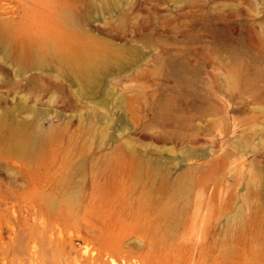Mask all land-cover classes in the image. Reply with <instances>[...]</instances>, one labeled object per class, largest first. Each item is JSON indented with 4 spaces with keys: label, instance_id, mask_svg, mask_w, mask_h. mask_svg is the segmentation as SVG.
Listing matches in <instances>:
<instances>
[{
    "label": "rangeland",
    "instance_id": "374dc122",
    "mask_svg": "<svg viewBox=\"0 0 264 264\" xmlns=\"http://www.w3.org/2000/svg\"><path fill=\"white\" fill-rule=\"evenodd\" d=\"M50 1L107 63L19 74L0 0V264H264V0Z\"/></svg>",
    "mask_w": 264,
    "mask_h": 264
},
{
    "label": "bare ground",
    "instance_id": "6f19581e",
    "mask_svg": "<svg viewBox=\"0 0 264 264\" xmlns=\"http://www.w3.org/2000/svg\"><path fill=\"white\" fill-rule=\"evenodd\" d=\"M31 2L32 5L24 7L20 23L10 33L19 74L26 75L32 70L41 74L56 68L82 88L93 84L107 60L103 55L96 57V49L85 50L87 38L77 27L78 18L57 10L50 0ZM31 78L27 75L24 80Z\"/></svg>",
    "mask_w": 264,
    "mask_h": 264
}]
</instances>
